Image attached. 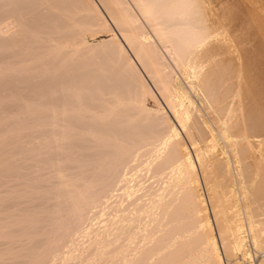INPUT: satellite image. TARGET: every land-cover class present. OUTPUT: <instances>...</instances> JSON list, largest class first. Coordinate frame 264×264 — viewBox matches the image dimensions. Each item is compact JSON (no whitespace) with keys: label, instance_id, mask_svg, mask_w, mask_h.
Returning a JSON list of instances; mask_svg holds the SVG:
<instances>
[{"label":"bare ground","instance_id":"obj_1","mask_svg":"<svg viewBox=\"0 0 264 264\" xmlns=\"http://www.w3.org/2000/svg\"><path fill=\"white\" fill-rule=\"evenodd\" d=\"M97 1L0 0V264H264V0Z\"/></svg>","mask_w":264,"mask_h":264},{"label":"rangeland","instance_id":"obj_2","mask_svg":"<svg viewBox=\"0 0 264 264\" xmlns=\"http://www.w3.org/2000/svg\"><path fill=\"white\" fill-rule=\"evenodd\" d=\"M97 3H98V1L97 0H95ZM96 30V31H95ZM94 31H93V33H92V36H88V44H90L91 46L89 47V48H87L84 52H83V54L84 55H87V57L86 56H84L83 55V57L82 58H84L85 57V59H83V61L85 62V60H87V62L86 63H84V65L83 66H86L87 64H88V67H85V69H87V68H89V67H92V69L93 70H95L94 72H97L98 70V73H102L101 71H103V72H108V73H112V72H110L111 71V69L113 70V72L115 71V70H117L118 68H120V62H119V59H118V57H116L117 56V54L114 52V54L113 53H111L110 52V49L114 46V47H117L118 45H119V43H121V44H123L122 45V47H124V50H125V52H127L128 53V55L129 56H131V58L132 59H134L133 58V54L130 52V50H129V48H128V46L126 45V43L119 37V36H117V39L116 40H118V42H116L115 41V43L112 41V40H110V38H111V36L109 35L110 33H108V32H106L104 29H100V28H97V29H95ZM106 39V40H105ZM108 39V40H107ZM114 40V39H113ZM105 41V42H104ZM98 42V44L97 45H95L96 43ZM125 44H124V43ZM94 45V46H92V44ZM118 43V44H117ZM14 47V46H13ZM12 47V48H13ZM11 49V48H10ZM9 49V50H10ZM234 49H238V47L236 46ZM112 50H115V49H112ZM92 51V55H90L91 53L90 52ZM5 52L6 53H8V49L6 48V47H2V46H0V76H1V74H3V73H5L6 71H8L9 70V68L11 69V67L13 66V61L12 60H10V59H5V57L7 56H5ZM105 52V53H104ZM109 52V53H108ZM2 53V54H1ZM4 53V54H3ZM88 53H89V55H88ZM108 54H109V57H108ZM104 55V56H103ZM92 56H94L93 58H92ZM102 56V58L104 57V60L103 59H98V58H100ZM9 57V56H8ZM96 57H98V58H96ZM10 58V57H9ZM92 58V59H91ZM117 58V59H116ZM1 59H2V61H1ZM13 59V58H12ZM111 59V60H110ZM93 60V61H92ZM98 60H99V62H101V63H97L98 62ZM89 61V62H88ZM110 61H113L112 62V65H111V63H110ZM96 63V66H100V68H102V69H95V68H99V67H95L94 65L95 64H93V63ZM93 64V65H91V66H89L90 64ZM104 63V64H103ZM106 63V64H105ZM99 64H102L103 65V67H102V65H99ZM105 65H107L108 66V69L105 67ZM94 67V68H93ZM113 67V68H112ZM84 68V67H83ZM90 69V68H89ZM104 69H107V70H104ZM92 70V71H93ZM2 72V73H1ZM4 90H7V91H4ZM4 90H0V127L2 126L3 128H0V132H1V136H2V134H4L3 132H4V126L6 125V126H8V125H10V124H8L7 125V123L9 122H11L12 123V121L14 122V120L16 121L17 119H18V117L17 116H19V114H20V107L19 106H13V105H10L9 103L11 102V103H13L12 102V100L13 101H15L14 99H16L17 98V100H20V93H18L19 91H16L15 89H12V88H5ZM16 97V98H15ZM14 98V99H13ZM5 99V100H4ZM9 99H12V100H9ZM2 101V102H1ZM4 101H6V102H4ZM7 102H9V103H7ZM3 103H7L6 105L4 104V106H3ZM149 106H150V108H152V109H155L156 108V106H155V104H154V102L153 101H149ZM18 113V114H17ZM13 117V118H12ZM14 117H17V119L16 118H14ZM249 240V239H248ZM247 240V243H248V246H250L249 244H251L249 241ZM251 248V247H250Z\"/></svg>","mask_w":264,"mask_h":264}]
</instances>
